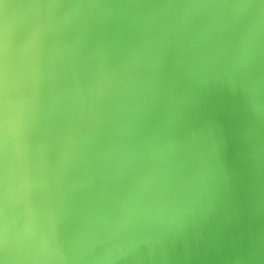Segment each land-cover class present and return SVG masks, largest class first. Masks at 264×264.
<instances>
[{
  "label": "water",
  "instance_id": "obj_1",
  "mask_svg": "<svg viewBox=\"0 0 264 264\" xmlns=\"http://www.w3.org/2000/svg\"><path fill=\"white\" fill-rule=\"evenodd\" d=\"M0 264H264V0H0Z\"/></svg>",
  "mask_w": 264,
  "mask_h": 264
}]
</instances>
